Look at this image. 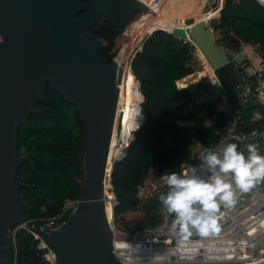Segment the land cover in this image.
Returning <instances> with one entry per match:
<instances>
[{"label": "water", "instance_id": "1", "mask_svg": "<svg viewBox=\"0 0 264 264\" xmlns=\"http://www.w3.org/2000/svg\"><path fill=\"white\" fill-rule=\"evenodd\" d=\"M160 1L168 0H0V264L16 259L13 238L21 230L12 231L22 222L42 237L38 255L48 254L54 264H125L112 253L104 185L121 130L123 58L143 41V32L156 30L157 24L173 26L175 37L201 50L228 91L238 85L231 54L216 42L207 21L180 23L194 18L192 6L214 0H180L176 6L181 13H152V4L160 6ZM102 18H110L123 35L119 58L110 63L98 56L102 41L90 33ZM47 82L75 106L83 124L80 201L64 224L53 229L23 212L16 176L17 129L29 114L41 111L36 104L44 100ZM148 264H264V247L263 256L251 263Z\"/></svg>", "mask_w": 264, "mask_h": 264}, {"label": "trees", "instance_id": "2", "mask_svg": "<svg viewBox=\"0 0 264 264\" xmlns=\"http://www.w3.org/2000/svg\"><path fill=\"white\" fill-rule=\"evenodd\" d=\"M258 1L224 0L223 4L221 0L223 9L213 25L220 34L216 41L220 46L235 50L241 41H247L264 50V0ZM92 35L102 41L98 56L110 63L117 53L115 46L120 33L105 21ZM192 58L188 41L159 29L152 31L132 58V72L129 71L126 79V109L120 141L124 146L134 138L125 154L114 160L109 186L118 201L114 209L115 218L118 217L116 225L124 230L158 222L157 198L140 188H150L152 175L158 181L164 174H179L181 164L188 163L187 154L193 140L200 139L207 147L216 138L215 129L228 117V113H219L213 124L204 127L182 124L205 122L213 116V103H196L193 99L203 82H192L181 88L176 85L177 80L180 86V79L195 71L190 63ZM36 107L41 111L29 114L17 129L16 147L20 157L16 176L20 181L23 212L30 219L41 220L59 213L66 199L80 197L83 171L79 147L83 124L75 106L67 103L48 82L44 100ZM255 107L247 105L243 109L244 117ZM257 125L254 123L249 129ZM120 147L117 156L122 151ZM36 245L37 240L27 231L17 233L16 264H47L38 255Z\"/></svg>", "mask_w": 264, "mask_h": 264}, {"label": "built area", "instance_id": "3", "mask_svg": "<svg viewBox=\"0 0 264 264\" xmlns=\"http://www.w3.org/2000/svg\"><path fill=\"white\" fill-rule=\"evenodd\" d=\"M163 4L164 1H160V6L152 4V13H155ZM205 6H214L213 9L220 10L222 4L221 0H214L213 3ZM164 31L173 35V29ZM149 35H143V41L138 43V47L134 48L128 58L127 64L130 68L133 56L142 49V44ZM122 40L123 35L120 33L116 40L117 53L113 60L119 58ZM226 50L231 54L229 61L239 81L234 88L237 89L235 94H233L234 90L228 91L212 67L213 75H206L208 79L206 82L202 81L205 76L201 79L191 78L195 73L180 79L184 81L185 86L192 82H203L193 95V99L196 103H213L214 105L213 122L205 121L202 127L213 124L219 113H228L223 125L215 129L216 138L207 147L200 139H194L189 147L187 164L196 167L198 174L205 180L209 178L210 173L201 171L199 160L200 153L205 150L220 153L227 144L234 143L238 146V151L247 158V145L256 144L259 154L264 156V50L247 41H241L235 50ZM177 81L178 88L184 87L179 86ZM141 102L142 100L140 105ZM249 104L256 107L245 118L243 109ZM254 123L258 125L249 129ZM182 124L193 125V121ZM183 171L181 169L179 174L182 175ZM140 190H148L149 196L157 198L159 220L154 225L147 224L132 230H124L115 223L112 204L111 218L107 216V221L112 235V253L121 262L125 264L251 263L263 256L264 178L254 182L247 192L234 189L235 204L231 207L220 204L216 212L219 231H213L207 236H201L195 230H190V235H182L179 228L172 230L175 215L167 213L159 200L160 195L168 191L163 181L159 179L157 183L152 182L150 188L143 186ZM79 201L80 198L66 199L61 211L56 215L33 220L40 222L48 229L61 226L76 210ZM18 229L30 233L37 240V249H42V237L31 226L22 222L17 224L12 232ZM13 239L15 245V238ZM40 257L47 264H54L48 254L43 253ZM13 264H16V259Z\"/></svg>", "mask_w": 264, "mask_h": 264}, {"label": "clouds", "instance_id": "4", "mask_svg": "<svg viewBox=\"0 0 264 264\" xmlns=\"http://www.w3.org/2000/svg\"><path fill=\"white\" fill-rule=\"evenodd\" d=\"M247 153L246 158L234 143L227 144L220 153L201 152V171L210 173L207 180L187 163L180 166L182 175L173 172L160 177L168 191L159 200L167 213L175 215L173 231L179 228L182 235H190V230H195L201 236L219 231L216 212L220 204L231 207L236 202L234 189L247 192L254 182L264 178V156L257 145H247Z\"/></svg>", "mask_w": 264, "mask_h": 264}, {"label": "bare ground", "instance_id": "5", "mask_svg": "<svg viewBox=\"0 0 264 264\" xmlns=\"http://www.w3.org/2000/svg\"><path fill=\"white\" fill-rule=\"evenodd\" d=\"M177 1H180V0H168V1H164V2H170L173 7H176V2ZM199 1H201V0H197V2H199ZM204 4H205V2H202V3H200V4L196 5V6H192V11H193V15H194V20L192 22L201 20L202 15H206V14L211 12V11H209L208 13H205V14L202 13V8H203ZM163 5H161L160 8H162ZM159 9L156 12L163 11V10H159ZM215 10H216L215 15H218L219 14V10L218 9H213L212 11H215ZM174 13H181V11H180V9L179 10H174ZM215 15H213V16H215ZM180 23H181V25L183 27H186L187 25H189L188 23H186V19L181 20ZM160 27L168 28L170 30L173 29V26L157 24V29L156 30H158V28H160ZM152 31H155V30L143 32V35L144 34H151ZM139 42L140 41H137L136 47H138V43ZM133 51H134V49L132 50V52ZM197 51H200V53L204 57L205 61L207 62V60H206L205 56L203 55V53L201 52V50L197 49ZM123 59H124V61H123L124 64H123V67H122L123 68V75H122V99H121V106H120V113H119V114H121V130H120V133L116 134V139H115L114 145H113V147H112V149L110 151V161L107 163V166H106V175H107V177L105 179V185H104L105 192L107 191V187L109 189V186H110V183H111L110 179L108 180V175L110 174L111 166H112V163H113V157H117V154L119 152L118 148L120 147V145L118 143V140H120V137H121L122 126H123V118H124V113H125V109H126V79H127L129 71L132 72L131 68L127 64L129 59L128 58H123ZM207 64L210 67L211 76H212L213 75V69L211 68V66H210V64L208 62H207ZM181 82L184 83V81H181ZM136 84H137V79L135 81V89H134V99H135V101H136V97H135ZM180 86H183V85H181V83H180ZM136 109H137V104L135 105V110H134V106H133L134 116H135V113H136ZM128 135L126 137V141H128ZM124 146L122 145L120 148H123ZM107 195H108V193H106V196ZM112 197H113L112 195H108V197L106 199V212H107L108 218H111V213H112V203H111ZM108 204L111 205L110 209H108Z\"/></svg>", "mask_w": 264, "mask_h": 264}, {"label": "rangeland", "instance_id": "6", "mask_svg": "<svg viewBox=\"0 0 264 264\" xmlns=\"http://www.w3.org/2000/svg\"><path fill=\"white\" fill-rule=\"evenodd\" d=\"M171 9H174V10H179V7H170ZM169 8V9H170ZM213 8H214V6H205V4L203 5V8H202V13H208L209 11H212L213 10ZM219 17H220V14H218V15H215V16H213L211 19H209L208 21L205 19V21H207V24L211 27V28H213V25L215 24V22H216V20H218L219 19ZM194 20V18H190V19H186V23H188V24H190L192 21ZM158 29H160V30H166V29H168V28H163V27H160V28H158ZM214 29V28H213ZM220 34L218 33V31L217 30H215L214 29V38L216 39V41H217V39H218V36H219ZM122 42V41H121ZM223 47V46H222ZM223 48H225V47H223ZM226 49V48H225ZM191 66L194 68V72L193 73H195L191 78H198V79H201V78H203L204 76V78H203V80L202 81H204V82H206L208 79H207V77H206V75H207V73H208V75H210V67H209V65L207 64V62L205 61V59L203 58V56H202V54H198V52H197V50H193V58H192V60H191ZM204 64V68H202V65ZM206 70V71H205ZM207 72V73H206ZM183 81V80H182ZM181 83V85H183V86H185L184 85V83H182V82H180ZM236 91H237V89H234V91H233V94H235L236 93ZM208 122H210V123H212L213 122V119L211 118V119H209V120H207ZM133 122H134V116H133V121H132V125H133ZM203 123L204 122H195V121H193V125H196V126H199V127H202V125H203ZM133 128V127H132ZM132 130V129H131ZM132 135H133V132H132ZM118 143H119V145H122L123 143H122V141H120V140H118ZM124 149H125V146L122 148V151H121V153L117 156V157H113V160H115V159H119V157L122 155V153L124 152ZM109 176V175H108ZM152 178H154V179H152ZM152 178L150 179V181L151 182H153V183H157V178H155V176L154 175H152ZM108 180H109V177H108ZM106 193H108V195H109V193H111L112 194V199H111V203L114 205V207H113V212H114V209H115V206H116V204L118 203V201H117V199H116V197H115V195L111 192V189L109 188L108 189V187H107V191H106ZM108 195L106 196V197H108ZM110 207H111V205L110 204H108V209H110ZM115 223L117 224L118 223V217H116L115 218Z\"/></svg>", "mask_w": 264, "mask_h": 264}, {"label": "flooded vegetation", "instance_id": "7", "mask_svg": "<svg viewBox=\"0 0 264 264\" xmlns=\"http://www.w3.org/2000/svg\"><path fill=\"white\" fill-rule=\"evenodd\" d=\"M170 2H164V5L162 8H160L159 10H166V9H169L171 6H170ZM105 21H108L110 23H112L111 19L110 18H102L101 20L97 21V26H96V30L99 28V26L105 22ZM113 24V23H112ZM93 31H90V33L92 34ZM113 60V59H112ZM111 60V61H112Z\"/></svg>", "mask_w": 264, "mask_h": 264}, {"label": "crops", "instance_id": "8", "mask_svg": "<svg viewBox=\"0 0 264 264\" xmlns=\"http://www.w3.org/2000/svg\"><path fill=\"white\" fill-rule=\"evenodd\" d=\"M215 12H216V10L215 11H211L210 13H208L206 15H202V18L201 19H203V20H205V19L206 20H209L211 17H213V15H215ZM207 75H208V73H207ZM210 75H211V71H210Z\"/></svg>", "mask_w": 264, "mask_h": 264}]
</instances>
